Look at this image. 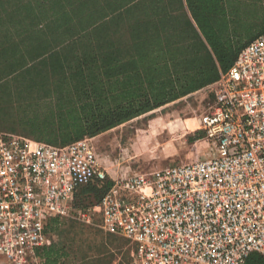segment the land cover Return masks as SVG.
<instances>
[{
  "label": "built area",
  "instance_id": "obj_1",
  "mask_svg": "<svg viewBox=\"0 0 264 264\" xmlns=\"http://www.w3.org/2000/svg\"><path fill=\"white\" fill-rule=\"evenodd\" d=\"M200 121L206 154L147 174H119L99 203L76 211L83 187L108 172L92 138L52 145L0 131V264H41L45 228L99 216L134 246L129 264L264 260V31L209 85Z\"/></svg>",
  "mask_w": 264,
  "mask_h": 264
},
{
  "label": "trees",
  "instance_id": "obj_2",
  "mask_svg": "<svg viewBox=\"0 0 264 264\" xmlns=\"http://www.w3.org/2000/svg\"><path fill=\"white\" fill-rule=\"evenodd\" d=\"M135 1L141 0H14L11 12L34 26L45 25L47 40L24 45L40 51L32 63L58 58L62 67L48 83L43 102L49 108L32 124L44 135L40 142L59 135L58 145H66L152 113L214 83L218 69L227 70L241 49L229 44L210 53L185 16L166 19L155 9L131 11ZM224 4L206 0L208 43L224 38ZM228 5L254 23L257 19L264 31V0ZM77 192L75 202L81 199ZM60 223L52 220L46 227ZM37 255L41 264H64L51 258L49 249ZM248 259L246 264H264L259 255Z\"/></svg>",
  "mask_w": 264,
  "mask_h": 264
},
{
  "label": "rangeland",
  "instance_id": "obj_3",
  "mask_svg": "<svg viewBox=\"0 0 264 264\" xmlns=\"http://www.w3.org/2000/svg\"><path fill=\"white\" fill-rule=\"evenodd\" d=\"M13 5L14 0H0V131L43 141L44 135L34 131L32 124L40 121L49 108L43 102L48 83L62 67L58 58L32 63L40 51H28L24 45L39 46L47 40L45 25L34 26L28 18L11 12ZM210 90L204 87L152 113L86 137L92 138L108 180L101 189L83 187L82 192L79 189L77 195L81 199L75 202L74 198L75 210L99 203L112 185L111 178L125 171L147 174L206 154L208 143L200 121L212 103ZM49 139L48 143L62 144L59 135ZM76 217L74 213L59 225L45 228L43 249L51 251V258L62 259L64 264H129L134 246L127 238L105 232L97 215L89 224ZM257 257L253 253L248 260Z\"/></svg>",
  "mask_w": 264,
  "mask_h": 264
},
{
  "label": "crops",
  "instance_id": "obj_4",
  "mask_svg": "<svg viewBox=\"0 0 264 264\" xmlns=\"http://www.w3.org/2000/svg\"><path fill=\"white\" fill-rule=\"evenodd\" d=\"M232 1H241L246 3L250 0H225L224 18L226 23L224 38L220 41L212 39L210 43L206 41V0H141L138 2L135 1L137 2V7L132 8L131 11H135L137 9H155L159 12L162 18L166 19H178L181 15L185 16L200 37L202 44L211 53V48H215L217 50L222 48L229 49L231 48L228 46L229 44H234L231 49L239 50L263 32L262 26L259 25L257 19L254 23L251 16L246 17L238 12L236 14L233 7L228 5V3H231ZM207 34L210 38H212L210 30L207 31ZM222 72L224 71L218 69L216 81L219 79ZM189 95H186L183 98Z\"/></svg>",
  "mask_w": 264,
  "mask_h": 264
}]
</instances>
